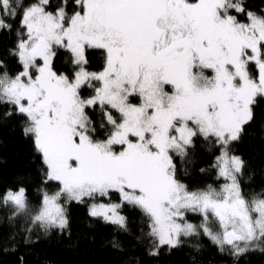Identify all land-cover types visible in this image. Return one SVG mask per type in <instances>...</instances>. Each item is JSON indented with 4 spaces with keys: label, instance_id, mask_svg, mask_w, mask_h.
Wrapping results in <instances>:
<instances>
[{
    "label": "snow or ice",
    "instance_id": "snow-or-ice-1",
    "mask_svg": "<svg viewBox=\"0 0 264 264\" xmlns=\"http://www.w3.org/2000/svg\"><path fill=\"white\" fill-rule=\"evenodd\" d=\"M9 17L18 27L0 57V102L5 116L23 117L43 162L36 202L23 182L0 186L8 220L20 221L11 247L17 232L25 242L53 230L70 235L74 201L87 204L88 223L125 232V208L138 210L136 239L150 255L186 242L199 250L192 238L201 235L231 264L264 251V187L245 192L251 174L234 147L264 97V8L245 0H0V29L11 31ZM58 47L70 54L71 73L54 66ZM88 49L100 51L98 69L89 68ZM200 147L215 150L200 171L220 182L190 187L180 173ZM111 245L122 248L115 236Z\"/></svg>",
    "mask_w": 264,
    "mask_h": 264
},
{
    "label": "trees",
    "instance_id": "trees-1",
    "mask_svg": "<svg viewBox=\"0 0 264 264\" xmlns=\"http://www.w3.org/2000/svg\"><path fill=\"white\" fill-rule=\"evenodd\" d=\"M22 2L26 3L27 0ZM50 3L55 6L58 0H50ZM245 3L258 11L264 8V0H245ZM8 23L12 25L11 31L0 29V57L15 38L18 17H9ZM88 57L90 69L102 66L99 50L88 49ZM54 66L58 70L71 73L70 54L63 48L56 49ZM9 67L15 69L12 61H9ZM81 88L83 95L91 94L89 85L84 84ZM7 107L6 102H0V186L23 182L28 189L30 201L36 202L43 162L33 147L31 137L23 133V117L18 114L5 116ZM254 113V119L245 127L242 139L234 145L247 161L245 176L251 174L249 179H242L245 192L249 194L264 187V97L258 98ZM197 143L199 145L200 141ZM213 155L215 150L209 152L208 149L200 147L199 158L188 172L181 171L180 178L190 187H202L207 183L218 184L220 181L216 179L214 171H200L205 164L211 163ZM176 162L179 165L178 156ZM8 211L9 209L0 205V264H195L193 257L202 264L232 262V257L217 251L216 246L203 235L199 239L192 238V243L202 245L199 250L193 249L192 244L186 242L171 250L162 246L159 255H150L146 252V244L136 239L140 236L138 210L133 212L125 208L131 229L130 232H125L114 230L113 225L99 220L88 223L92 218L87 214V204L74 201L70 202V235L59 234L53 230L48 235H41L38 240L25 242L23 233L17 232L16 247L13 248V241L9 236L20 221H9ZM189 218L197 221L199 216L189 213ZM113 236L120 241V250L112 247ZM237 264H264V251H249L239 257Z\"/></svg>",
    "mask_w": 264,
    "mask_h": 264
},
{
    "label": "rangeland",
    "instance_id": "rangeland-1",
    "mask_svg": "<svg viewBox=\"0 0 264 264\" xmlns=\"http://www.w3.org/2000/svg\"><path fill=\"white\" fill-rule=\"evenodd\" d=\"M210 74V73H209Z\"/></svg>",
    "mask_w": 264,
    "mask_h": 264
}]
</instances>
